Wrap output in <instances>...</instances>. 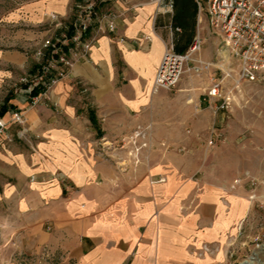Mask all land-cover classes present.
<instances>
[{
  "label": "crops",
  "instance_id": "obj_1",
  "mask_svg": "<svg viewBox=\"0 0 264 264\" xmlns=\"http://www.w3.org/2000/svg\"><path fill=\"white\" fill-rule=\"evenodd\" d=\"M70 1L30 0L17 9L14 19L28 25L18 35L33 40L13 43L37 48L57 31L50 13H70ZM171 2L117 5L124 14L116 31L100 35L48 98L31 107L18 98L10 102L24 111L28 133L0 145V205L13 208L34 248L45 246L71 264H189L203 246L220 244L237 219L216 187L197 192L193 167L179 153L151 154L147 163L123 169L116 153L104 151L105 140L134 127L163 125L159 115L169 90L153 91V82L165 50L181 35ZM14 50L0 47V62L24 64L23 52ZM219 74L187 73L182 89L201 82V97L213 107L204 97ZM191 202L195 211L183 214Z\"/></svg>",
  "mask_w": 264,
  "mask_h": 264
},
{
  "label": "rangeland",
  "instance_id": "obj_2",
  "mask_svg": "<svg viewBox=\"0 0 264 264\" xmlns=\"http://www.w3.org/2000/svg\"><path fill=\"white\" fill-rule=\"evenodd\" d=\"M29 1L0 0V47L6 52L17 49L26 58L21 65L0 62V108L4 104L12 105V99L17 98L30 107L37 105L41 98H48L61 80L70 76L77 63L64 67L67 74L51 89L35 87L32 94L27 93L28 84L23 83L22 78L45 64L44 60L36 58L35 52L45 39L59 33L57 28L55 34L41 39L37 48L34 44L20 48L13 43L20 38L33 40L18 35V29L28 28V25H20L13 14ZM75 2L70 1L71 9L75 8ZM52 13L57 14V21L63 23L69 22L73 15L72 10L68 14ZM205 26L203 21L200 57L205 59L204 52L207 51V57L215 59L221 56L219 48L222 47L214 42L210 31L209 34L205 32ZM187 73L201 76L204 72L196 73L191 69ZM72 81L76 82L75 79ZM181 81L169 90V100H166L159 115L162 126L134 127L111 142L105 140L104 151L107 155L116 153L117 162L123 169L147 163L151 154L179 153L185 158L184 165L193 167L191 177L197 183V192L206 184L218 189L226 210H233V215L238 217L228 232L222 235L220 244L203 246L189 264H244L248 260L251 264H264V78L242 83L230 94L228 105L217 111L215 104L212 107L204 103L201 82L183 90L185 85ZM35 90L39 92L34 94ZM31 96L38 97L36 104H32ZM9 112L10 117L6 116ZM17 115H21L22 120H15ZM0 119L8 123L6 133L0 135V145L14 142L28 133L27 118L22 109H14L12 105L4 115H0ZM136 130L145 137L131 139ZM179 136L180 141H176ZM160 179L164 181L166 177L159 176L157 180ZM196 205V202H191V205L182 208V213L194 212ZM12 209L6 204L0 205V264H71L66 257L45 246L34 248V242L26 237L24 223L14 216ZM44 227L48 230V225Z\"/></svg>",
  "mask_w": 264,
  "mask_h": 264
},
{
  "label": "built area",
  "instance_id": "obj_3",
  "mask_svg": "<svg viewBox=\"0 0 264 264\" xmlns=\"http://www.w3.org/2000/svg\"><path fill=\"white\" fill-rule=\"evenodd\" d=\"M197 4L196 33L189 47L182 53L173 46L168 47L158 66L153 91L171 90L183 78L187 70L198 72L220 71L211 77L204 99L215 102V110L228 105L229 96L244 82H257L264 78V0H195ZM131 0H76L69 22L57 21V14H50L51 23L59 33L42 42L35 56L44 60L36 72L22 78L28 84V94L34 88L51 89L61 77L67 74L64 67H72L76 62L87 59L91 48L102 34L115 32L118 19L124 10L117 5L130 6ZM171 7L173 3L171 2ZM205 21L212 36L220 41L228 55L213 60L200 57L202 49L201 28ZM149 37V36H148ZM32 104L38 101L31 96ZM15 120H22L17 115ZM7 121L0 119V135L7 129ZM140 127V126H139ZM145 137L136 130L131 139ZM124 141L125 139L122 138ZM161 181V179H160Z\"/></svg>",
  "mask_w": 264,
  "mask_h": 264
},
{
  "label": "trees",
  "instance_id": "obj_4",
  "mask_svg": "<svg viewBox=\"0 0 264 264\" xmlns=\"http://www.w3.org/2000/svg\"><path fill=\"white\" fill-rule=\"evenodd\" d=\"M174 6V23L177 27L181 28L180 39L174 43V50L176 52H184L192 42L195 35L197 4L195 0H173ZM39 90H35L38 93ZM12 105L4 104L0 108V115H4ZM91 118L94 119L91 113Z\"/></svg>",
  "mask_w": 264,
  "mask_h": 264
},
{
  "label": "bare ground",
  "instance_id": "obj_5",
  "mask_svg": "<svg viewBox=\"0 0 264 264\" xmlns=\"http://www.w3.org/2000/svg\"><path fill=\"white\" fill-rule=\"evenodd\" d=\"M244 264H251V262L248 260V261H245Z\"/></svg>",
  "mask_w": 264,
  "mask_h": 264
}]
</instances>
